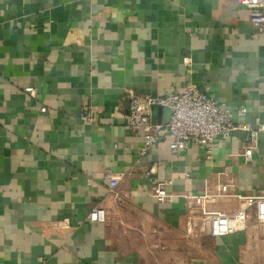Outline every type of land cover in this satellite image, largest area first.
Listing matches in <instances>:
<instances>
[{
  "label": "crops",
  "instance_id": "obj_1",
  "mask_svg": "<svg viewBox=\"0 0 264 264\" xmlns=\"http://www.w3.org/2000/svg\"><path fill=\"white\" fill-rule=\"evenodd\" d=\"M255 31L235 0H0V264H264V223L251 215L225 235L187 234L185 202H157L145 176L152 168L167 191L198 194L222 173L231 192L264 195L260 134L249 161L237 154L242 130L210 153L193 142L171 153L161 135L141 156V132L125 126L127 91L192 85L233 123L264 128ZM93 207L103 223L86 219Z\"/></svg>",
  "mask_w": 264,
  "mask_h": 264
},
{
  "label": "built area",
  "instance_id": "obj_2",
  "mask_svg": "<svg viewBox=\"0 0 264 264\" xmlns=\"http://www.w3.org/2000/svg\"><path fill=\"white\" fill-rule=\"evenodd\" d=\"M237 5L244 6L249 11V20L256 28V34H264V0H235ZM182 62L188 63V57L182 56ZM26 88L25 91H30ZM127 108L125 126L133 131L141 132L139 154L144 156L148 148L156 143L161 135L169 137L168 149L171 153H178L185 145L193 142L203 148L205 153L211 152V143L214 139H226L237 130L245 134L244 143L240 153L245 161L250 160L251 151L257 145L260 134L264 139V128L259 126L251 129L247 125L233 123L231 113L218 107L212 98L192 85L182 91L165 93L162 95H145L140 97L127 91ZM141 101L146 104V111H142ZM159 106L170 111L165 123L154 122L150 119V107ZM90 105L85 104L80 108L79 117L82 120H91ZM240 112H244L241 109ZM153 170L145 172L150 181L149 195L157 202H172L181 199L185 202L187 215L185 232L194 234L195 231H205L211 236H221L233 231L236 227L243 226L252 215L256 222L264 223V195H242L231 192V182H222L220 174L216 176L213 191L203 188L201 193L192 194L185 192H171L165 189L169 180L155 181L151 178ZM185 176L188 173H184ZM105 179L110 187L117 183L116 177L107 173ZM205 183V182H204ZM234 197L239 201V206L231 213L211 210L208 204L217 198ZM102 208L93 207L86 215L89 222L103 223L105 220Z\"/></svg>",
  "mask_w": 264,
  "mask_h": 264
},
{
  "label": "water",
  "instance_id": "obj_3",
  "mask_svg": "<svg viewBox=\"0 0 264 264\" xmlns=\"http://www.w3.org/2000/svg\"><path fill=\"white\" fill-rule=\"evenodd\" d=\"M150 114L153 116L154 114H161L162 115V122L165 123L169 117L170 111L166 108L159 107V106H152L150 107ZM164 117V118H163Z\"/></svg>",
  "mask_w": 264,
  "mask_h": 264
}]
</instances>
